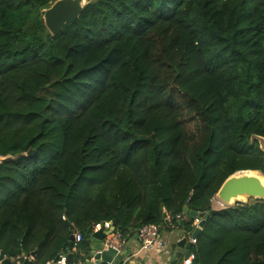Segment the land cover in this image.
I'll return each mask as SVG.
<instances>
[{
	"label": "trees",
	"instance_id": "16d2710c",
	"mask_svg": "<svg viewBox=\"0 0 264 264\" xmlns=\"http://www.w3.org/2000/svg\"><path fill=\"white\" fill-rule=\"evenodd\" d=\"M54 1L0 0V252L45 264L79 232L85 264L94 223L188 234L186 205L189 264H264V200L211 205L264 175V0H88L52 35Z\"/></svg>",
	"mask_w": 264,
	"mask_h": 264
},
{
	"label": "water",
	"instance_id": "95a60500",
	"mask_svg": "<svg viewBox=\"0 0 264 264\" xmlns=\"http://www.w3.org/2000/svg\"><path fill=\"white\" fill-rule=\"evenodd\" d=\"M87 3L86 0H55L50 6L43 9L42 18L44 25L47 30L52 34H58L63 26L67 23H73L81 13L83 6ZM30 142H27L24 150L28 157H31L35 152L30 149ZM215 196L220 201V203L229 207L233 203L240 201L239 198L242 196L262 199L264 200V176L257 170H240L236 171L229 176H227L221 185L219 186ZM183 214H188L192 217H202L204 222L206 217L203 213H197L195 211H190L188 206L183 207ZM70 230H73V225L67 222ZM113 225H116L112 221ZM200 224L191 233V237H197L200 232ZM109 232H104L102 229L97 230L91 234L90 239L87 243L90 246V251L86 254L84 263L85 264H134V261H129L128 263H123V257L127 253V249H123L120 252H116L112 248H103L102 240L106 237ZM135 235L138 236V229L135 230ZM74 236L73 233L69 236V249L73 247ZM177 245L184 248L186 252L183 254L182 259H186L191 253V242L187 237H183ZM36 251L31 253V257L34 258ZM24 255V254H23ZM175 256L173 253L169 257V264H175ZM56 256L51 264L57 261ZM0 263L10 264V259L5 257L2 252H0ZM22 264H33L32 260L28 257L24 258ZM66 264H76L74 254L72 251L66 254Z\"/></svg>",
	"mask_w": 264,
	"mask_h": 264
},
{
	"label": "built area",
	"instance_id": "2783aa9c",
	"mask_svg": "<svg viewBox=\"0 0 264 264\" xmlns=\"http://www.w3.org/2000/svg\"><path fill=\"white\" fill-rule=\"evenodd\" d=\"M223 206V205H222ZM186 214H177L175 216L178 224L182 223L185 219ZM204 215V214H203ZM201 217H194V222L196 226H198ZM178 225H171V228H178ZM102 229L104 232H109L106 237L102 240V247L103 248H112L116 252H120L124 248V238L121 236L120 231L116 227V225L112 224V221H103L97 222L92 225V233ZM74 240H73V247L72 251L75 246L81 241L82 236L79 232L73 233ZM183 237H187L188 240L191 242L192 245L196 243V237H191V233H184ZM182 237V238H183ZM181 238V239H182ZM138 239L139 244L131 250L128 254H125L123 257L122 262L127 263L129 260L137 257L139 254L149 253L155 250H161L166 253L168 251V242L162 235V230L158 225L154 224H145L138 228ZM179 239L178 241H180ZM28 257L33 262V258L31 256L25 255H17L16 257L9 258L10 264H22L24 258ZM58 259L54 264H66V253L58 254ZM193 258L192 253L186 258L182 260L181 264H189L191 259ZM52 262H47L45 264H51ZM1 264V263H0ZM34 264V263H33Z\"/></svg>",
	"mask_w": 264,
	"mask_h": 264
},
{
	"label": "crops",
	"instance_id": "0c3cea01",
	"mask_svg": "<svg viewBox=\"0 0 264 264\" xmlns=\"http://www.w3.org/2000/svg\"><path fill=\"white\" fill-rule=\"evenodd\" d=\"M170 227L171 225L169 226V229L164 228L162 230V235L168 242V249H167L168 251H166V253L161 250H158V251L153 250L149 253L139 254L137 257H134L133 259H131V261H134V264H169V257L173 253H175L176 254L175 264H181L183 260L182 259L183 254L186 252V250L184 248L179 247L177 243L179 242L178 240L183 237L185 232L179 227L178 228H170ZM90 237L91 235L88 237V239H90ZM138 244H139L138 236L135 235V231H131L124 238V248L123 249H127L126 254H128ZM75 250L76 248H74L73 251L72 250L71 251L74 253ZM89 251H90V246L88 244V250L86 254H88ZM85 256H84V259H85Z\"/></svg>",
	"mask_w": 264,
	"mask_h": 264
},
{
	"label": "rangeland",
	"instance_id": "374dc122",
	"mask_svg": "<svg viewBox=\"0 0 264 264\" xmlns=\"http://www.w3.org/2000/svg\"><path fill=\"white\" fill-rule=\"evenodd\" d=\"M88 1V0H86ZM258 140H259V146L264 150V138H260L258 137ZM262 176H264L263 174H261ZM252 200H255L254 198H249V197H245L243 200L241 201H238V202H235L233 203L231 206L235 205V204H245L247 202H251ZM211 205L214 209H219L221 207H224L222 206V204L220 203V201L217 199L216 196H214L212 198V201H211ZM75 253V252H74ZM78 264V263H77Z\"/></svg>",
	"mask_w": 264,
	"mask_h": 264
},
{
	"label": "bare ground",
	"instance_id": "6f19581e",
	"mask_svg": "<svg viewBox=\"0 0 264 264\" xmlns=\"http://www.w3.org/2000/svg\"><path fill=\"white\" fill-rule=\"evenodd\" d=\"M244 198H245V196H242V197L239 198V200L241 201V200H243Z\"/></svg>",
	"mask_w": 264,
	"mask_h": 264
},
{
	"label": "clouds",
	"instance_id": "9594fccd",
	"mask_svg": "<svg viewBox=\"0 0 264 264\" xmlns=\"http://www.w3.org/2000/svg\"><path fill=\"white\" fill-rule=\"evenodd\" d=\"M225 207V206H224ZM202 218V217H201ZM197 227V226H196ZM192 233V232H191Z\"/></svg>",
	"mask_w": 264,
	"mask_h": 264
}]
</instances>
